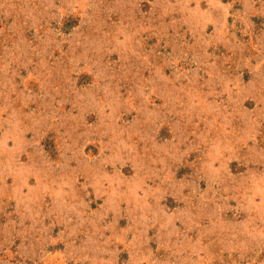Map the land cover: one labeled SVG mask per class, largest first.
Here are the masks:
<instances>
[{
    "label": "rangeland",
    "instance_id": "rangeland-1",
    "mask_svg": "<svg viewBox=\"0 0 264 264\" xmlns=\"http://www.w3.org/2000/svg\"><path fill=\"white\" fill-rule=\"evenodd\" d=\"M0 264H264V0H0Z\"/></svg>",
    "mask_w": 264,
    "mask_h": 264
}]
</instances>
